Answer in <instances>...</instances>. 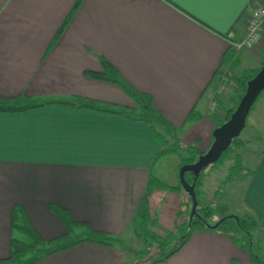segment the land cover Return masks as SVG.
Segmentation results:
<instances>
[{"label":"crops","instance_id":"obj_1","mask_svg":"<svg viewBox=\"0 0 264 264\" xmlns=\"http://www.w3.org/2000/svg\"><path fill=\"white\" fill-rule=\"evenodd\" d=\"M260 1L0 0V99L79 97L139 112L118 85L85 74L101 72L103 59L148 95L153 109L174 128L171 135L158 125L159 132L180 143L191 141L192 147L209 125L213 123L211 133L217 126L209 104L220 74L232 81L246 70L233 71L240 51L235 53L230 44L245 34L244 10ZM259 129L264 135L263 121ZM209 130L204 152L212 142ZM162 139L153 136L145 121L86 107L53 104L0 111V259L10 255L15 206L43 240L66 232L50 205L119 238L139 219L171 228L163 220V198L171 194L161 183L152 184L155 163L174 154L160 153L172 141ZM243 141V146L250 144ZM260 145L257 152H235L227 165L223 161L209 168L228 177L236 161L239 171L245 165L229 185L222 183L239 192L237 207L220 216L264 219V139ZM125 263L120 246L80 242L35 264ZM156 264L251 263L226 235L197 228L178 251Z\"/></svg>","mask_w":264,"mask_h":264},{"label":"rangeland","instance_id":"obj_2","mask_svg":"<svg viewBox=\"0 0 264 264\" xmlns=\"http://www.w3.org/2000/svg\"><path fill=\"white\" fill-rule=\"evenodd\" d=\"M262 38L264 42V36H262ZM254 53L257 55L247 52L246 49H241L238 61L239 64H237V67L235 66L236 68H234L233 71L238 73L242 68L248 69L249 67H259L264 61V44H261L260 48ZM229 78L231 77L229 76ZM233 78L232 83H227L219 94H217V91L215 90V93L212 95L213 99L209 104L211 110L209 113L213 120L216 119V125L224 120L227 109L233 108L237 105L238 100L244 91V89L240 87ZM212 103L215 105H212ZM261 121L264 122V89L253 102L246 117L245 126L237 136V140L241 142L242 145L238 147L233 145L230 146V151L227 153L228 156L223 163L224 165H227L230 159L232 160V155L235 152L244 155L249 148H252L254 152L258 151L261 146L260 143L264 139V135L260 133L261 129H259ZM155 127L157 129L159 128L158 125ZM212 127L213 123L204 131L207 133ZM160 132L163 133L162 136L164 138L172 140L168 134L162 130H160ZM206 133L202 139L195 143L192 142V147L201 150L205 149L207 145ZM208 135L210 137L211 130H209ZM256 136H259V142H254V137ZM245 139L249 140L250 144L247 143V145L243 146V140ZM190 144L191 141L180 143L177 139L172 140L166 146V150H171L174 154L163 155L155 163L152 169V172L154 173L153 176L155 177L152 184L155 185L161 183L160 185L163 189L167 192L169 191L171 194L169 199L163 198V201L167 204L163 220L167 223L173 224L172 227L165 230V228L160 227L154 222L151 223L148 221L149 218L144 220V222L139 219L137 222L130 224L127 233L119 238V246L126 252L125 264H149V262L159 255L168 252L179 241L181 236L187 233L189 226L190 229L194 228L195 224L191 221L192 219L190 222L188 220L190 213V199L179 181V165L181 158H187L189 156L187 148H189L188 145ZM239 167L240 166L233 170L231 169L228 177H222L220 171L212 172L209 168L203 170V174L200 177L201 185L197 188L196 198L200 206H209L212 209V216L207 219L210 224L217 222L219 219L217 221H215V219L218 216L224 215V213H231V211H233V206L237 207V196L239 191L230 190L229 188H226V186H223L222 183L225 181L224 183L229 185L231 177L236 171H239ZM244 167L245 165L242 163L241 170L237 173H241ZM213 188L220 189L218 190L220 192L214 191L218 192L215 193L216 196L214 195ZM226 216H234V214H228ZM222 217L223 216H220V218ZM75 230L77 233V231H80L81 229L78 228ZM236 246L240 248L238 245ZM242 250L248 257L249 261V253H251L258 263L261 262L260 264H264V228L258 226L252 233L249 252L244 249Z\"/></svg>","mask_w":264,"mask_h":264},{"label":"trees","instance_id":"obj_3","mask_svg":"<svg viewBox=\"0 0 264 264\" xmlns=\"http://www.w3.org/2000/svg\"><path fill=\"white\" fill-rule=\"evenodd\" d=\"M100 63L102 65L101 72L86 71L85 74L93 79L104 80L118 85L129 97L134 100L136 104H138L140 109L139 112L134 113L133 110L131 111L127 108L108 106L97 101L83 99L79 97L47 101L44 100L37 102L25 96H19L13 99H0V111L20 112L44 105L53 104L64 105L72 108L86 107L101 112L124 116L134 120L145 121L149 123L150 131L152 132L153 136H155V138L158 140L162 139L163 136L155 127L157 125L161 126L167 133L173 135L174 128L161 116L159 112L153 109L148 95L139 92L135 90L132 86H130L124 79H122L117 70L111 65H109L106 61L101 59ZM263 63L264 61L260 64V66ZM259 67L242 71L239 76L234 78L235 82L244 89L246 82L251 77H253ZM235 107L236 106L226 110V116L223 121H225L229 117ZM192 116H194L193 113H191L188 118H191ZM223 121L219 122L218 125ZM231 145L238 147L242 145V143L239 142L237 138H235L233 139ZM230 146L222 153L221 157L215 162L216 164H209L200 171L194 183L195 195L197 194V187L199 186V181L203 170L205 168L217 166L218 164L222 163L224 159L228 156L227 153L230 151ZM187 149V153L189 154V156L187 158H181L180 166L184 164L193 163L199 155H202L204 153V151L198 150L194 147H189ZM169 151L171 150H163L160 153L164 154L168 153ZM238 166L239 163L238 161H236L232 170ZM184 177L188 183H192V173L185 172ZM49 209L62 220L66 227V232L59 237L50 240H43L31 227L23 209L19 206H15L12 211L11 220L12 235L10 239V255L7 258L0 259V264H35L36 262L51 255L52 253L67 249L80 242H89L106 246H119L120 240L118 236L95 231L85 223L74 221L71 218L70 213L59 206L50 205ZM196 213L197 214L191 218V221L193 222V224H195L194 228L190 229L189 226L187 233L181 236L179 241L168 252L159 255L151 262H149V264H156L158 262H163L168 259L172 254H174L182 247V245L190 237L193 229H214L226 235L235 245H238L241 249H244L249 252V245L250 241L252 240V233L257 229L258 226L264 228L263 218L255 215L251 216L248 214H244L242 216H224L214 224H210L207 219L212 216V209L209 206L202 207L198 204V202L196 206ZM144 220L146 219H142V222H144ZM206 224H208L209 226L215 225V227L210 228ZM78 228H80L81 230L77 231L76 233L75 229ZM249 256L251 264L261 263H258V261L253 257L251 253H249Z\"/></svg>","mask_w":264,"mask_h":264},{"label":"water","instance_id":"obj_4","mask_svg":"<svg viewBox=\"0 0 264 264\" xmlns=\"http://www.w3.org/2000/svg\"><path fill=\"white\" fill-rule=\"evenodd\" d=\"M263 89L264 63L259 67L253 77L246 82L244 91L233 112L225 121L212 130V142L210 143L209 148L202 155H199L193 163L180 166L179 181L190 199L189 221L197 214V200L194 191V183L200 171L207 165L215 163L221 157L222 153L231 145L233 139L237 138L245 126V120L253 102ZM185 172L192 173V183H188L185 180ZM209 227L214 228L215 225Z\"/></svg>","mask_w":264,"mask_h":264},{"label":"built area","instance_id":"obj_5","mask_svg":"<svg viewBox=\"0 0 264 264\" xmlns=\"http://www.w3.org/2000/svg\"><path fill=\"white\" fill-rule=\"evenodd\" d=\"M245 34L241 40L231 42V47L235 53L241 49H247L256 52L261 44H264L262 36H264V0L257 5L244 10L242 21ZM227 83H232L224 73H221L216 87V93L219 94ZM212 105H215L212 103Z\"/></svg>","mask_w":264,"mask_h":264}]
</instances>
